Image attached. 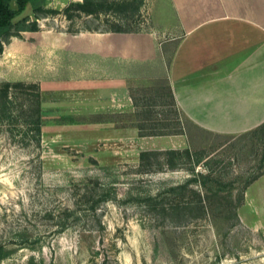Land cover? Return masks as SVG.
<instances>
[{
  "label": "rangeland",
  "instance_id": "1",
  "mask_svg": "<svg viewBox=\"0 0 264 264\" xmlns=\"http://www.w3.org/2000/svg\"><path fill=\"white\" fill-rule=\"evenodd\" d=\"M78 1L48 0L38 29L11 35L0 52V89L8 84L17 108L38 106L42 124L37 142L25 115L0 123V264H264V123L199 128L172 105L165 77L116 64L117 33L171 24V0L139 11L136 0H97L92 13ZM174 43L161 44L167 58ZM179 127L190 148L219 159L231 199L195 183L167 191L191 176L185 168L140 170V151L168 140L149 133Z\"/></svg>",
  "mask_w": 264,
  "mask_h": 264
},
{
  "label": "crops",
  "instance_id": "2",
  "mask_svg": "<svg viewBox=\"0 0 264 264\" xmlns=\"http://www.w3.org/2000/svg\"><path fill=\"white\" fill-rule=\"evenodd\" d=\"M171 1V24L117 33L116 64L165 77L178 108L199 128L235 133L264 123V0ZM171 40L167 58L161 44ZM151 137L168 139L155 148L190 147L186 131Z\"/></svg>",
  "mask_w": 264,
  "mask_h": 264
},
{
  "label": "trees",
  "instance_id": "3",
  "mask_svg": "<svg viewBox=\"0 0 264 264\" xmlns=\"http://www.w3.org/2000/svg\"><path fill=\"white\" fill-rule=\"evenodd\" d=\"M47 1L48 0H0V52H2L4 43L11 35L18 34L22 31H34L38 29L37 18L39 17L40 12ZM143 2L144 0H136V3L133 7L134 11H139ZM97 3V0H80L76 2L75 5L80 11L92 13L98 11ZM107 3L111 6L114 4L109 2ZM122 3L119 5H122V8H127V4L130 3V0H125ZM28 7L31 8V13L26 12ZM67 15L71 16V14ZM114 29L117 31H124V29L121 27ZM7 85L8 84L3 85L0 89V123L9 124L11 123L12 118L18 119L19 117L25 115L26 118L23 121L26 129L31 130L36 141L39 142L42 132L39 107H34L33 105L21 106L20 108L15 107L13 105V101L7 96ZM167 86L170 101L172 105H174L177 110H179L168 82ZM181 132V127H179L178 130L151 132L149 134L165 135ZM210 154L211 153L205 149H192L190 147L144 149L139 153V167L143 172L185 168L189 171V173H191V176L186 178V180H184L182 183L170 185L167 188V191L180 192L186 188L188 184L195 183L208 191V194H205V197L220 196L224 199H231L233 195V188L230 184L225 186L222 178L223 174L216 171L214 168V165L219 162V159L212 157ZM199 165L203 166L206 171L196 170L197 166ZM249 181L250 180L247 178L244 180L245 184L240 190L238 197L239 200L243 199L244 189L246 183ZM194 192L196 191L194 190ZM159 194L160 192H157L155 195H148L147 199L151 200L157 198ZM199 194L200 193L197 192V195ZM199 201L200 202L197 204V208H202V210L205 211L206 204L203 203V199H199ZM73 212L75 211L71 208H67L66 215H70ZM233 213L234 215L236 214L235 205ZM62 225L63 228L68 226L66 222H64ZM5 254L6 249L3 244L0 243V259L3 258Z\"/></svg>",
  "mask_w": 264,
  "mask_h": 264
}]
</instances>
